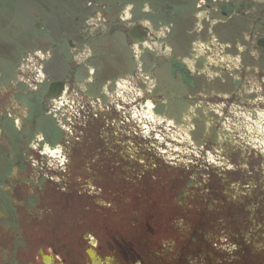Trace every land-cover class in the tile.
Instances as JSON below:
<instances>
[{
  "label": "flooded vegetation",
  "instance_id": "af4514ba",
  "mask_svg": "<svg viewBox=\"0 0 264 264\" xmlns=\"http://www.w3.org/2000/svg\"><path fill=\"white\" fill-rule=\"evenodd\" d=\"M30 1L39 8L41 0ZM45 1L47 20L35 32L0 43V264H112V252L103 261L62 244L33 251V211L42 206L35 217L47 220L50 183L71 176L64 166L72 156L61 148L73 118L95 116L92 104L102 102L126 118L150 103L174 116L207 108L219 123L245 119L264 137V0ZM19 2L0 7L17 12ZM147 82L164 100L147 103ZM177 263L194 264V253Z\"/></svg>",
  "mask_w": 264,
  "mask_h": 264
},
{
  "label": "rangeland",
  "instance_id": "374dc122",
  "mask_svg": "<svg viewBox=\"0 0 264 264\" xmlns=\"http://www.w3.org/2000/svg\"><path fill=\"white\" fill-rule=\"evenodd\" d=\"M44 1L38 2L42 8ZM40 6L20 0V16L12 22V9L1 5L2 46L47 20ZM142 88L147 103L164 100L148 82ZM92 105L95 116H74L72 127L62 121L72 128L61 148L72 156L64 166L71 176L65 185L50 183L54 200L47 220L35 217L42 206L33 211L28 229L34 233V253L54 243L64 245L66 253H101L103 261L112 252V264H138L140 255L146 264H178L184 252L194 253V264H264L260 130L245 119L219 123L207 108L174 116L150 103L145 114L134 109L126 118L104 102ZM25 114L18 106L20 125Z\"/></svg>",
  "mask_w": 264,
  "mask_h": 264
},
{
  "label": "trees",
  "instance_id": "16d2710c",
  "mask_svg": "<svg viewBox=\"0 0 264 264\" xmlns=\"http://www.w3.org/2000/svg\"><path fill=\"white\" fill-rule=\"evenodd\" d=\"M19 4V3H18ZM19 13H18V10H17V12H12V14H11V18H12V22H16L17 20H18V18H19ZM14 24V23H13ZM14 25H16V23L14 24ZM17 27H18V25H17ZM20 27V26H19ZM198 227V226H197ZM202 232V230H201V228H199L198 227V231H197V233L198 234H200ZM197 240V235H194V236H192V239L190 238V241L191 242H195ZM205 241V240H204ZM184 253H186V252H184Z\"/></svg>",
  "mask_w": 264,
  "mask_h": 264
}]
</instances>
